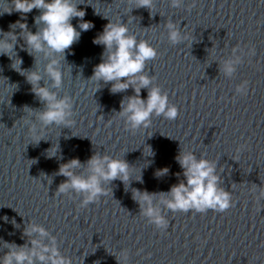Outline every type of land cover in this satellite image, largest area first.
Masks as SVG:
<instances>
[{
    "label": "water",
    "instance_id": "1",
    "mask_svg": "<svg viewBox=\"0 0 264 264\" xmlns=\"http://www.w3.org/2000/svg\"><path fill=\"white\" fill-rule=\"evenodd\" d=\"M74 2L94 27L65 51V60L59 57L62 86L52 90L71 98L68 127L41 128L47 141L30 143L29 129L39 124L30 121L32 110L24 106L38 112L44 105L25 76L11 67L12 60L0 55V256L8 251L4 242L27 243L24 228L35 223L55 237L68 264H264V0H183L175 8L170 0H152L150 10L136 8L138 0ZM10 7L9 0H0V11ZM24 15L26 20L16 11L0 15V29L18 34L19 28L9 26L20 20L37 31L39 10ZM103 17L125 23L130 34L157 50L146 72L177 107L175 119L153 116L148 128L130 130L116 111L132 89L112 94L110 83L88 80L101 61L103 46L92 40L108 23ZM169 21L186 33L185 42L170 43ZM71 22L77 26L78 18ZM17 41L21 69L40 71L50 86L44 73L47 59L33 53L34 63L20 47L19 35ZM234 48L242 62L226 77L218 64ZM245 81L247 94H237L236 86ZM146 95L142 89L141 98ZM179 147L217 163L219 187L230 194L232 206L223 212L162 208L168 222L162 230L140 213L132 191L156 193L158 202L160 192L179 182L175 173L182 170L174 160ZM57 148V156L48 158ZM94 152L129 163L128 188L114 180L106 186L107 195L86 207L80 195H57L67 179L55 175L59 166L72 158L84 163ZM165 166L169 173L156 177L155 171ZM140 171L143 183L136 181ZM76 172L84 175L87 168Z\"/></svg>",
    "mask_w": 264,
    "mask_h": 264
},
{
    "label": "clouds",
    "instance_id": "2",
    "mask_svg": "<svg viewBox=\"0 0 264 264\" xmlns=\"http://www.w3.org/2000/svg\"><path fill=\"white\" fill-rule=\"evenodd\" d=\"M9 2L11 7L6 11H0V15L16 11L21 14V20H26L24 14L33 9L39 10V15L34 17V23L38 26L35 32L30 31L27 24L20 20L9 26L10 29L19 28L21 31L18 34L0 29V34H4L0 35V55H6L12 60L11 67L25 76L26 81L31 85V92L44 105L43 110L38 112L24 106L32 110L29 113L30 121L34 118V121L39 124L37 127L36 123H32L29 129L31 133L29 138L32 141L30 143L39 144L41 140L47 141L40 134L41 128L46 129L52 125L68 127L72 123L70 120L71 98L60 97L52 90L62 86L63 72L59 57L62 55L65 60V51L70 50L71 46L78 42L82 32L90 30L94 24L83 19L86 12L78 8V3L74 0H9ZM170 3L174 8L180 7L183 0H170ZM151 4L152 0H138L136 8L146 7L150 10ZM94 14L100 15L95 10ZM73 18H78L77 26H73L71 22ZM103 18H106L108 23L92 40L93 44L103 46L101 61L94 66L88 80L98 84H101V81L103 84L110 83L109 91L112 94L132 89L133 94L122 98L120 110L116 111L130 130L148 128L153 116L175 119L178 115L177 107L170 103L167 93L155 83L156 77L146 72L147 63L157 57V50L148 41L130 34L125 23ZM166 28L168 40L173 45L188 39L186 33L174 22L169 21ZM18 35L24 41L20 47L34 57V63L33 53L42 54L47 59L44 73L51 82L50 86L45 84L40 71L21 69L20 65L23 61L14 51ZM238 51L234 48L232 55L219 64L213 60L217 62L219 71H222L226 77H231L237 65L242 62V57L237 54ZM12 54L18 61V67L13 65ZM250 54H254V51ZM142 89L147 91L144 98H141ZM235 91L240 95L247 94V82L237 85ZM52 147L47 150V153ZM148 147L151 151L150 156H154V151L150 146ZM57 152L58 148L52 154H47V157H56ZM174 160L182 170L175 173L179 182L171 185L167 192H160L162 195L158 202L155 200L156 193L137 189L132 191V198L138 203L140 213L150 223L162 230L168 227V222L162 215V208L173 212L188 210L205 212L209 209L223 212L232 206L230 194L219 187L220 176L216 171L217 163L204 157L198 158L194 152L181 150L180 147ZM84 166L87 168V173L77 174L76 169ZM129 166L123 158H113L96 152L84 163H81L78 158H72L61 164L55 173L67 178L58 185L55 193L80 195L81 207H86L98 201L101 196L107 195L106 186L114 180L121 181L124 186L127 184V187L125 186L127 189L131 179ZM168 173L169 168L165 166L157 169L154 175L160 177ZM181 176L183 179H179ZM136 181L143 183L141 171ZM48 183H51V178ZM2 219L8 220L7 216ZM12 224L19 227L15 220ZM23 234L29 238L24 245L4 242L8 251L0 256V264H68L67 259L60 254L56 246L55 237L42 225L26 224Z\"/></svg>",
    "mask_w": 264,
    "mask_h": 264
}]
</instances>
